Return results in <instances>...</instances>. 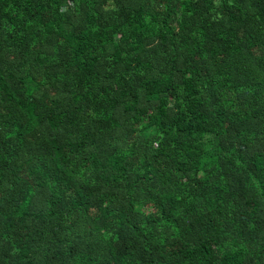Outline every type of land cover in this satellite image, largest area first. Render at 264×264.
<instances>
[{"label": "trees", "instance_id": "trees-1", "mask_svg": "<svg viewBox=\"0 0 264 264\" xmlns=\"http://www.w3.org/2000/svg\"><path fill=\"white\" fill-rule=\"evenodd\" d=\"M0 264H264V0H0Z\"/></svg>", "mask_w": 264, "mask_h": 264}]
</instances>
